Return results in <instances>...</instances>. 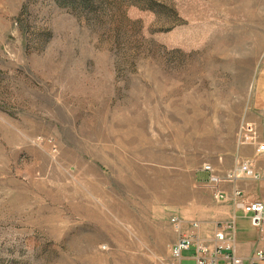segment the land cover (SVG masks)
I'll list each match as a JSON object with an SVG mask.
<instances>
[{
  "label": "rangeland",
  "instance_id": "rangeland-1",
  "mask_svg": "<svg viewBox=\"0 0 264 264\" xmlns=\"http://www.w3.org/2000/svg\"><path fill=\"white\" fill-rule=\"evenodd\" d=\"M262 64L264 0H0V264H178Z\"/></svg>",
  "mask_w": 264,
  "mask_h": 264
},
{
  "label": "crops",
  "instance_id": "crops-1",
  "mask_svg": "<svg viewBox=\"0 0 264 264\" xmlns=\"http://www.w3.org/2000/svg\"><path fill=\"white\" fill-rule=\"evenodd\" d=\"M243 121L256 126L260 142L264 144V64L261 65L255 78L253 98ZM247 161H250L256 179L243 177L233 183L229 181L212 183L209 173L198 172L196 176L198 184L200 186L204 185L208 190L207 207L202 212L200 210L188 215L189 220L178 216L186 222L201 223L202 237L209 243L214 242L219 225L234 222L237 239L236 253L245 260L262 248L264 243L261 235L254 229L249 217L244 215L238 207V203L264 202V153L259 154L256 146H245L239 149L234 168L238 169ZM236 190L242 193L240 198L234 196ZM218 194L225 195L226 199L216 200L215 195Z\"/></svg>",
  "mask_w": 264,
  "mask_h": 264
},
{
  "label": "built area",
  "instance_id": "built-area-1",
  "mask_svg": "<svg viewBox=\"0 0 264 264\" xmlns=\"http://www.w3.org/2000/svg\"><path fill=\"white\" fill-rule=\"evenodd\" d=\"M241 144L255 145L259 154L264 153V144H258V130L254 124L245 123L241 127ZM204 172L209 173L212 183L224 181L236 182L243 177L257 178L254 175L250 161L242 164L229 175H219L213 165H206ZM234 196L240 198L242 193L235 191ZM216 200H225L222 194L215 195ZM238 207L244 215L249 217L254 229L262 237L264 243V202L238 203ZM170 223L178 238L171 249L172 259L178 264H182L185 255L188 254L195 264H264V246L258 249L247 260L239 257L236 253V225L234 222L219 225L215 233L213 243L206 241L201 234L202 224L191 221L186 222L178 216L171 218Z\"/></svg>",
  "mask_w": 264,
  "mask_h": 264
}]
</instances>
